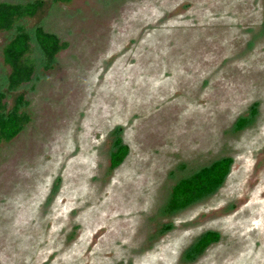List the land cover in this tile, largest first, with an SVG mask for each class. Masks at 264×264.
Masks as SVG:
<instances>
[{"label":"rangeland","instance_id":"rangeland-1","mask_svg":"<svg viewBox=\"0 0 264 264\" xmlns=\"http://www.w3.org/2000/svg\"><path fill=\"white\" fill-rule=\"evenodd\" d=\"M34 1L19 26L66 48L45 70L32 37L35 73L6 99L29 122L0 144V264H264V1L0 3ZM15 33L0 31V91ZM225 157L214 194L166 212L178 181ZM208 231L219 241L188 262Z\"/></svg>","mask_w":264,"mask_h":264},{"label":"trees","instance_id":"trees-1","mask_svg":"<svg viewBox=\"0 0 264 264\" xmlns=\"http://www.w3.org/2000/svg\"><path fill=\"white\" fill-rule=\"evenodd\" d=\"M58 3H70L72 0H53ZM41 1L24 4L0 3V31L16 30L15 35L2 49V61L9 68L5 91H0V144L9 143L25 128L29 117L21 111L25 104L23 96H14L13 104L9 107L6 101L8 96L15 94L23 85L28 84L35 73L36 61L32 57V37L43 57V68L49 70L55 61L56 55L66 48L65 43L52 33L41 27H36L33 36L19 24L36 15L41 7ZM257 114L256 105H253L247 117L239 118L234 126L235 131L247 127ZM114 151L110 154V167L117 168L128 155V147L116 137ZM232 159L229 157L218 159L210 165L200 168L191 176L176 183L172 188L166 204V212L173 214L214 194L224 183L229 174ZM220 235L208 231L203 234L186 252L185 259L194 261L211 244L218 242Z\"/></svg>","mask_w":264,"mask_h":264},{"label":"crops","instance_id":"crops-1","mask_svg":"<svg viewBox=\"0 0 264 264\" xmlns=\"http://www.w3.org/2000/svg\"><path fill=\"white\" fill-rule=\"evenodd\" d=\"M259 1H264V0H259Z\"/></svg>","mask_w":264,"mask_h":264},{"label":"flooded vegetation","instance_id":"flooded-vegetation-1","mask_svg":"<svg viewBox=\"0 0 264 264\" xmlns=\"http://www.w3.org/2000/svg\"><path fill=\"white\" fill-rule=\"evenodd\" d=\"M207 249V248H206Z\"/></svg>","mask_w":264,"mask_h":264}]
</instances>
